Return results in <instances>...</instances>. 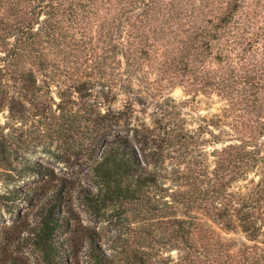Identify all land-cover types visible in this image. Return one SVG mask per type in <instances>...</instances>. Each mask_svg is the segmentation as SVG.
Wrapping results in <instances>:
<instances>
[{"label": "trees", "instance_id": "trees-1", "mask_svg": "<svg viewBox=\"0 0 264 264\" xmlns=\"http://www.w3.org/2000/svg\"><path fill=\"white\" fill-rule=\"evenodd\" d=\"M222 5L225 9L214 17L199 19V32L187 43L205 45L222 69L216 80L203 75L201 87L224 92L228 104L245 114L237 115L233 137L224 138L229 134L217 124L213 131L206 129L209 135L200 142L173 128L168 131L166 153L160 150L164 160L153 161L150 170L131 137L107 138L121 118L114 121L110 116L104 133L92 140L100 146L90 166L92 186H75L95 213L128 206L134 220L153 219L138 221L149 236L153 226V264H264V0H226ZM101 13L107 16L105 30L93 41L102 38L109 63L108 70L99 72L97 84L106 96L126 93L138 81L132 58L153 47V0H0V182L4 185L30 174L51 177L50 168L25 159L23 133L17 131L28 119L52 111L53 105L60 108L52 89L61 76L72 79L64 91L82 90L83 71L75 72L74 64L89 52V18L98 25L105 19ZM116 53L123 58L122 71H115L112 62ZM63 90L57 91L59 98ZM134 96L137 93L131 100ZM126 106L131 108V103ZM57 179L8 189L0 209L12 198L37 203L30 234L38 247L50 264H75L71 258L78 251L76 242L55 234L60 229L76 232L69 225L73 215L60 208L69 200V182ZM223 230H240L245 240L232 242L221 234ZM93 232L83 229L94 264H113L109 255L98 252ZM131 252L133 264L150 263L143 249Z\"/></svg>", "mask_w": 264, "mask_h": 264}, {"label": "rangeland", "instance_id": "rangeland-1", "mask_svg": "<svg viewBox=\"0 0 264 264\" xmlns=\"http://www.w3.org/2000/svg\"><path fill=\"white\" fill-rule=\"evenodd\" d=\"M224 1L153 0V47L148 46L145 54H136L132 58V66L136 68L133 75L138 81L134 80L126 93L117 95L110 93L106 96L97 84L99 72L108 70L109 60L106 59L107 49L102 38L96 42L93 40L105 30L107 16L101 13L105 19H100L98 25L97 21L89 18L88 36L92 38L86 46L89 52L82 61L74 64L77 67L75 72L83 71L79 81L86 82L78 84L82 90L77 93L64 91L72 79L61 76L52 89V97L56 103L60 102V108L55 110L53 105V110L44 116L28 119L19 126L17 132L23 133L25 159L41 163L50 168L52 174L48 179L30 174L10 185L0 182V199L7 200L3 196H8L7 190L11 188L41 185L46 180L56 183L61 177L68 181L69 200L60 208L73 215L69 225L76 232L60 229L55 234L58 238L67 237L76 242L78 251L71 258L75 264H94L90 245L83 236L84 228L94 231L98 252L109 255L113 264H133L131 251L138 248L147 253L149 264H153V226L149 236L141 230L142 223L138 222L153 219L134 220L128 206L109 208L103 214L95 213L75 189V186H92L90 166L100 153V146H94L92 140L104 133L108 117L114 116V121L116 116L121 118L113 134L107 138L118 134L131 137L141 160L148 164L150 170H153V161L164 160L160 150L166 153L168 131L173 128L200 142L209 135H205L206 129L213 131V125L217 124V128L226 129L229 134L224 138L233 137L232 130L239 124L237 115L243 113L228 104L227 96H222L224 92L200 85L203 75L216 80L222 69L205 45L187 43L190 35L199 32V19H210L224 10ZM112 62L116 64L115 71L125 68L119 53L115 54ZM58 90H63L62 98L58 97ZM133 93L137 96L131 100ZM130 103L131 108L126 106ZM105 113L107 115L102 117ZM127 115L126 122L124 116ZM0 120H3L2 115ZM36 204L12 198L0 209V264H50L36 238L30 234L31 227L36 224ZM221 234L235 243L245 240L240 230H223ZM169 254L175 257V251Z\"/></svg>", "mask_w": 264, "mask_h": 264}]
</instances>
